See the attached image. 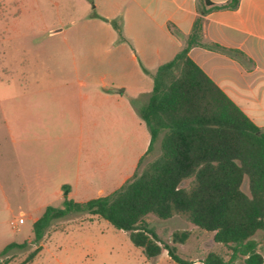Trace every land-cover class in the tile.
I'll use <instances>...</instances> for the list:
<instances>
[{"label":"rangeland","instance_id":"1","mask_svg":"<svg viewBox=\"0 0 264 264\" xmlns=\"http://www.w3.org/2000/svg\"><path fill=\"white\" fill-rule=\"evenodd\" d=\"M96 1L0 0V250L26 243L0 255V264H20L38 247L27 264H179L167 250L148 259L128 232L88 213L54 221L35 241L34 222L47 206L112 191L146 147L149 127L139 107L149 96L136 98L135 85L112 82L115 47L108 41L115 31L92 18ZM142 84L151 93L153 76ZM161 137L139 171L161 153ZM242 189L250 195L247 177ZM20 217L24 223L14 228ZM146 220L162 246L173 244L174 232L189 231L176 246L191 264H205L210 252L230 258L214 232L182 216L150 213ZM253 237L264 255V230Z\"/></svg>","mask_w":264,"mask_h":264},{"label":"trees","instance_id":"2","mask_svg":"<svg viewBox=\"0 0 264 264\" xmlns=\"http://www.w3.org/2000/svg\"><path fill=\"white\" fill-rule=\"evenodd\" d=\"M186 45L154 74L149 99L139 107L149 127L150 153L161 137V153L116 191L86 201L69 200L66 207L52 205L35 220L33 233L40 241L54 221L72 213H88L109 221L129 233L131 241L148 259L167 250L179 264H191L178 254L176 244L184 243L189 231L174 232L173 244L161 240L146 216L161 219L184 217L197 227L214 232V239L231 249L229 259L210 252L205 264H264L259 242L253 237L264 230V132L232 98L190 57L193 46L227 50L205 44L203 15L216 9H235L240 0L216 4L204 0ZM121 32L118 22H113ZM248 178L250 195L242 189ZM188 181L185 185L184 182ZM26 243L11 242L0 250L6 255ZM36 248L20 264L34 260Z\"/></svg>","mask_w":264,"mask_h":264},{"label":"crops","instance_id":"3","mask_svg":"<svg viewBox=\"0 0 264 264\" xmlns=\"http://www.w3.org/2000/svg\"><path fill=\"white\" fill-rule=\"evenodd\" d=\"M211 1L223 4L228 0ZM95 8L92 18L107 22L115 31L108 41L115 47L112 82L135 85V97L144 98L151 93L142 83L154 78L158 67L186 45L196 18L209 6L204 0H97ZM203 18V43H216L227 50L198 45L190 49V57L264 132V0H240L235 9L210 10ZM113 22L120 24L121 32ZM145 140V150L116 188L136 171L149 147L150 131ZM46 176L37 175V179ZM115 189L99 188L98 196Z\"/></svg>","mask_w":264,"mask_h":264},{"label":"built area","instance_id":"4","mask_svg":"<svg viewBox=\"0 0 264 264\" xmlns=\"http://www.w3.org/2000/svg\"><path fill=\"white\" fill-rule=\"evenodd\" d=\"M22 223H24V218L23 217H20L19 220L16 219V220H12L11 221V224L13 225V227L17 228V229L19 228L18 225L22 224Z\"/></svg>","mask_w":264,"mask_h":264},{"label":"water","instance_id":"5","mask_svg":"<svg viewBox=\"0 0 264 264\" xmlns=\"http://www.w3.org/2000/svg\"><path fill=\"white\" fill-rule=\"evenodd\" d=\"M59 31H61V29H56V30L53 31V33H56V32H59Z\"/></svg>","mask_w":264,"mask_h":264}]
</instances>
